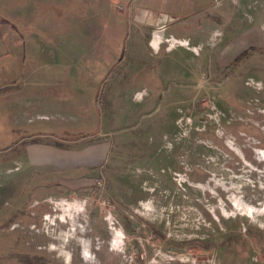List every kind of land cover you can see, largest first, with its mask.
I'll return each instance as SVG.
<instances>
[{
  "label": "rangeland",
  "instance_id": "obj_1",
  "mask_svg": "<svg viewBox=\"0 0 264 264\" xmlns=\"http://www.w3.org/2000/svg\"><path fill=\"white\" fill-rule=\"evenodd\" d=\"M131 1L0 0V264H264V0Z\"/></svg>",
  "mask_w": 264,
  "mask_h": 264
},
{
  "label": "crops",
  "instance_id": "obj_2",
  "mask_svg": "<svg viewBox=\"0 0 264 264\" xmlns=\"http://www.w3.org/2000/svg\"><path fill=\"white\" fill-rule=\"evenodd\" d=\"M111 1V0H108ZM216 2L218 0H140L141 5L139 4V0H133L129 2L127 5V16L129 19L134 21V17L136 14V11L138 9H146L151 12H156V13H164L169 15V17L174 18V22L170 23L166 28L164 29H154L145 25H141V27L135 28L136 33L138 35H151L148 38H143L144 40L146 39V45L148 47H152L151 44H154V46H160L162 43V39L164 36H169L171 37V41H180L185 40L184 38H177L173 36L171 33H169V30L173 23H179L178 21V15H182L183 17H191L192 15H195L197 10L205 9L209 7L213 2ZM137 2V3H136ZM138 4L140 6H138ZM162 8H166L167 11L162 10ZM125 13V11H123ZM177 13V14H176ZM176 21V22H175ZM178 21V22H177ZM135 22V21H134ZM155 32V33H154ZM164 32V35H163ZM154 34V36H153ZM152 40V41H151ZM171 45V44H170ZM153 48V47H152ZM157 49V48H156ZM151 51V49H150ZM141 80V79H140ZM129 91H133L132 93L135 95H139L141 93L140 89H137V85L133 84L130 85ZM132 93L130 97L132 96ZM149 96V94H148ZM147 98V96H146ZM32 145L40 144V145H49L47 143L39 142V143H30Z\"/></svg>",
  "mask_w": 264,
  "mask_h": 264
},
{
  "label": "water",
  "instance_id": "obj_3",
  "mask_svg": "<svg viewBox=\"0 0 264 264\" xmlns=\"http://www.w3.org/2000/svg\"><path fill=\"white\" fill-rule=\"evenodd\" d=\"M174 20V18L169 17L167 14L151 12L146 9H138L134 17L136 23L154 29H164L170 23L174 22Z\"/></svg>",
  "mask_w": 264,
  "mask_h": 264
},
{
  "label": "built area",
  "instance_id": "obj_4",
  "mask_svg": "<svg viewBox=\"0 0 264 264\" xmlns=\"http://www.w3.org/2000/svg\"><path fill=\"white\" fill-rule=\"evenodd\" d=\"M69 206V205H68ZM71 208V207H70ZM67 209V208H66ZM45 221L47 222V221H49V217H45ZM106 221H107V224H108V227H109V229H111V231H112V235H113V239H112V241H113V244L114 245H117V243H118V245L120 244V242H121V236L122 235H120L119 234V231H117V226H118V222H117V220L115 219V217L114 216H112V214L111 213H109L108 214V216L106 217ZM114 233V234H113Z\"/></svg>",
  "mask_w": 264,
  "mask_h": 264
},
{
  "label": "trees",
  "instance_id": "obj_5",
  "mask_svg": "<svg viewBox=\"0 0 264 264\" xmlns=\"http://www.w3.org/2000/svg\"><path fill=\"white\" fill-rule=\"evenodd\" d=\"M33 142H35V141H33ZM35 143H39V142H35ZM47 144H49V145H52V146H56V147H59V148H60V145H59L58 143H55V144H52V143H47ZM61 148H62V147H61ZM23 257H24V258H26V261H27V260H29V261H30V260L32 259V260H33V262H34V261H36V260H37V259H35V258H37V257H35V256H33V257H30V256H24V255H22V256H21V258H23Z\"/></svg>",
  "mask_w": 264,
  "mask_h": 264
}]
</instances>
